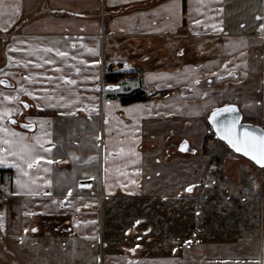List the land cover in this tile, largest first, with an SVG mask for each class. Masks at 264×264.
<instances>
[{
	"label": "crops",
	"instance_id": "1",
	"mask_svg": "<svg viewBox=\"0 0 264 264\" xmlns=\"http://www.w3.org/2000/svg\"><path fill=\"white\" fill-rule=\"evenodd\" d=\"M262 25L264 0H0V79L14 84L1 85L0 162L12 174L11 197L0 201L3 236L36 237L49 228L80 245L71 252L91 257L42 264H264V206L250 234L223 247L192 244L191 261L119 260L126 249L91 245L108 246L100 240L98 196L163 201L197 183H185L200 174L185 157L164 158L169 144L180 152L183 141L201 156L212 110L235 104L264 127ZM245 61L255 69L244 71ZM119 62L138 71L132 93L144 97L153 88L160 98L124 104L122 93L109 90L100 103L99 83L105 73L123 75ZM226 159L244 163L246 177L258 175L246 158ZM83 180L91 187H80Z\"/></svg>",
	"mask_w": 264,
	"mask_h": 264
},
{
	"label": "rangeland",
	"instance_id": "2",
	"mask_svg": "<svg viewBox=\"0 0 264 264\" xmlns=\"http://www.w3.org/2000/svg\"><path fill=\"white\" fill-rule=\"evenodd\" d=\"M241 66L244 71L255 69V65L252 66L248 61L243 62ZM262 71L264 72V58L262 59ZM148 89L159 93L153 88H147L146 91H143L145 98L148 100L160 98V93L159 97L151 98ZM118 91L119 93L124 92ZM98 92L101 96L100 89ZM103 96L100 97V103L105 101ZM243 121L250 123V120H245V118ZM16 125L18 126V124ZM209 126L206 121L208 131L206 136L212 134ZM10 128L14 135L20 132L17 128ZM3 129L4 127L0 126V130ZM2 135L3 132L0 131V151L3 148ZM169 142L171 143V141ZM169 145L173 152L169 154V158H164L165 163H173L176 157H185L194 168V174L200 171V174H197L198 176L193 179L191 178L192 174L186 177L185 183L189 182V178L190 181L195 179L197 183L189 182L192 185H185L179 192L176 191V194L167 196L163 201L154 196H142L137 199L98 196L97 201H103L104 213L103 232L100 240H105L108 246L106 244L103 246L100 241L99 243L93 242L91 245L98 246L97 250L99 248L107 253L117 254L126 249L128 253L118 254L119 260H123L125 256V259L130 261H141L148 258L152 261H174L178 257L181 260L185 258V260L191 261L194 257V254L189 252L192 244L198 243L203 247L228 246L234 244L241 236L250 234L256 228L264 206V170H259L250 161L257 169L258 175L254 174V178L246 177L243 174V170L247 169L244 163L236 161L233 164H228L226 159L228 154L237 157L240 155L226 148L225 144L217 137L211 139L206 147L203 141L202 147L198 151L201 156L181 154L177 152L176 145ZM204 156H207L206 161ZM1 165L0 162V201H5L11 197L8 184L12 181V174L3 171ZM186 165V168L190 167V165ZM7 175L11 176L10 182L3 180ZM255 178L259 181L261 179L260 187H254L252 181ZM190 187L193 192H188ZM98 193L102 194L100 190ZM1 215L0 264L11 263L17 259V256H19V262H22V257H24V264L91 260L89 255L86 259L83 254L77 255L71 252L73 246L80 247L77 242L74 240L68 242L65 238H60L56 232L51 233L49 228L45 229L41 236L33 237L27 232L18 239L4 237L6 220L4 212ZM138 246L142 247L140 251L137 250ZM49 247L50 252H46ZM17 251H19V255Z\"/></svg>",
	"mask_w": 264,
	"mask_h": 264
},
{
	"label": "water",
	"instance_id": "3",
	"mask_svg": "<svg viewBox=\"0 0 264 264\" xmlns=\"http://www.w3.org/2000/svg\"><path fill=\"white\" fill-rule=\"evenodd\" d=\"M0 84L6 88H13L14 84L11 83L7 79H1ZM118 86L113 87H107V89H117ZM229 106H234L233 111H220L216 117L213 119L212 114L213 112H216L218 109H224ZM14 124H18L20 128L27 130V131H33L35 126L33 124H27V123H16V121H13ZM207 122L210 125L213 133L215 136L221 140L226 146H228L235 154H238L249 161H251L254 165H256L258 168H264V165H261L256 162V160L252 159L250 155H245L244 152H238L229 142L223 138V133L228 129L229 127L232 128V134L235 137L236 135H239L241 138L244 137L245 132L253 134L256 137H259L260 135L264 134V128L261 126L251 124L248 122L243 121L242 113L237 105L235 104H228L224 106H220L218 108H215L212 110L208 117ZM233 122H235L233 127ZM26 125H29L30 127H26ZM178 150L181 153L186 154H195L196 150L191 148L188 141H183L180 143ZM80 187L88 189L91 187L92 182L89 180H83L80 183Z\"/></svg>",
	"mask_w": 264,
	"mask_h": 264
},
{
	"label": "snow or ice",
	"instance_id": "4",
	"mask_svg": "<svg viewBox=\"0 0 264 264\" xmlns=\"http://www.w3.org/2000/svg\"><path fill=\"white\" fill-rule=\"evenodd\" d=\"M262 27H264V25H262ZM61 55H63V53H61ZM233 110L234 106H229L224 109H218L216 112H213L212 118L214 119L220 111ZM234 124L235 122H233V127ZM26 127L30 126L26 125ZM223 138L226 139L229 144H231L238 152H244L245 155H250L252 159L256 160L257 163L264 165V134L256 137L246 131L243 138H241L239 135H236L234 137L232 134V128L229 127L223 133ZM37 159H39V157ZM29 167H32V165L29 164ZM190 190L191 188H189V191Z\"/></svg>",
	"mask_w": 264,
	"mask_h": 264
},
{
	"label": "built area",
	"instance_id": "5",
	"mask_svg": "<svg viewBox=\"0 0 264 264\" xmlns=\"http://www.w3.org/2000/svg\"><path fill=\"white\" fill-rule=\"evenodd\" d=\"M119 65L121 66L123 72V75L116 81V84L119 88V90L124 91L123 93L130 92V89L138 84L139 82V74L136 70H134L133 67H130L128 63L125 62H119ZM130 87V88H129ZM99 89L101 90V96L106 94V87L103 79H101L99 83ZM123 89V90H122ZM150 90V91H149ZM150 94L151 98L159 97V93H156L152 91L151 89L147 90ZM10 175H7L5 179H3L5 182H10Z\"/></svg>",
	"mask_w": 264,
	"mask_h": 264
},
{
	"label": "trees",
	"instance_id": "6",
	"mask_svg": "<svg viewBox=\"0 0 264 264\" xmlns=\"http://www.w3.org/2000/svg\"><path fill=\"white\" fill-rule=\"evenodd\" d=\"M122 75H119V74H115V75H111V76H108L106 73L104 74L103 76V79H104V82L106 85L108 86H113L116 81L121 77ZM140 100H144V97H142V93H140L139 91L138 92H134V93H130L128 95H122L121 96V101L126 104V103H132V102H136V101H140ZM210 130L212 131L211 127L209 126ZM211 139H216V136L214 135L213 131H212V134L209 135V136H206L205 139H204V146L206 147V144L209 143V141ZM224 144V143H223ZM226 148H229L228 146L224 145ZM230 149V148H229ZM203 152H205L203 150ZM258 168V167H256ZM259 170H264L263 169H260L258 168Z\"/></svg>",
	"mask_w": 264,
	"mask_h": 264
}]
</instances>
